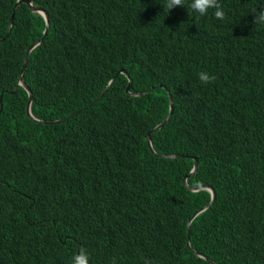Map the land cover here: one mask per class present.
Returning a JSON list of instances; mask_svg holds the SVG:
<instances>
[{
  "label": "trees",
  "instance_id": "1",
  "mask_svg": "<svg viewBox=\"0 0 264 264\" xmlns=\"http://www.w3.org/2000/svg\"><path fill=\"white\" fill-rule=\"evenodd\" d=\"M0 0V264H264V0ZM12 11L8 34L7 17ZM136 90L151 86L138 94ZM215 76L207 85L198 73ZM102 92L83 107L106 80ZM160 126L150 129L166 112ZM147 132L154 154L146 145ZM192 155L196 168L182 181Z\"/></svg>",
  "mask_w": 264,
  "mask_h": 264
},
{
  "label": "water",
  "instance_id": "2",
  "mask_svg": "<svg viewBox=\"0 0 264 264\" xmlns=\"http://www.w3.org/2000/svg\"><path fill=\"white\" fill-rule=\"evenodd\" d=\"M20 1H24L28 8L30 10H35L37 12H39L43 18V25H42V28H41V32L39 34V36L35 37L34 39H32L28 44H26V46L24 47L23 49V54H22V58H21V63H20V67L18 69V73L16 75V82L23 87V89L25 90L26 92V100L24 102V111L25 113L32 119L34 120H37V121H43V122H50V121H56V120H59L65 116H69L71 115L72 113L76 112L78 110V108H74L68 112H66L64 115L62 116H57V117H52V118H42V117H37V116H34L31 111H30V108H29V101H30V98H31V91H30V88L29 86L24 82V80L22 79L21 77V72H22V69H23V66H24V63L26 61V56H27V53L28 51L30 50V48L35 45L41 38V36L44 34L45 32V29H46V26H47V14H46V11L44 8H42L40 5L38 4H34L32 3L30 0H14L13 4H12V7H14L18 2ZM11 19H12V11H10L8 17H7V24H6V29H5V34H8V30H9V27H10V24H11ZM1 37V36H0ZM117 72H122L123 74L126 75V84L125 86L123 87V89L128 92L129 94H138V93H141L145 90H147L148 88H151V86H148V87H145V88H141V89H136V90H130L127 88V83L129 82V77L127 76V73L126 71L122 68V67H118L116 69ZM112 79V76H110L105 84L99 89L98 92H96L94 94V96H92L86 103L82 104L80 107H83L85 106L86 104H88L89 102H91L93 99H95L103 90V88L111 81ZM167 96V109H166V112L165 114L157 121L155 122L152 126H150V129H153L154 127H157V126H160V124L166 120V118L168 117L170 111H171V108H172V102H171V99H170V95L169 93L166 94ZM144 138H145V143L147 145V147L154 153V154H158V155H162V156H174V155H180L181 153L180 152H176V151H167V152H159V151H156L152 148L151 144H150V140H149V136H148V133L145 132L144 133ZM196 168V156L195 155H192V160H191V164H190V167L188 169V172L186 174H183L182 177H181V181L182 183L188 187L189 189H197V188H206L208 191H209V197L208 199L206 200V202H204L203 204L199 205L198 207H196L194 210L191 211V213L186 217L185 219V233L186 235L188 234V223H189V220L190 218L197 212L199 211L200 209L204 208L213 198L214 196V190L212 188V186L207 183V182H201V183H195V184H188L185 180V177L186 175H190L194 172ZM185 244L186 246L196 255H199V256H202L204 257L206 260H208L210 263L212 264H218L216 263L214 260H212L210 257L204 255L203 253H201L200 251L196 250L195 248L191 247L189 242H188V239L187 237L185 238Z\"/></svg>",
  "mask_w": 264,
  "mask_h": 264
},
{
  "label": "clouds",
  "instance_id": "3",
  "mask_svg": "<svg viewBox=\"0 0 264 264\" xmlns=\"http://www.w3.org/2000/svg\"><path fill=\"white\" fill-rule=\"evenodd\" d=\"M164 13H169L175 7H185V0H166L163 5ZM191 9L189 14L197 13L199 17L207 16L209 10L212 9L213 15L217 20L223 21L225 19V12L220 3V0H191L188 5ZM252 14L254 16V23L256 25H264V11H257L256 8L252 9ZM198 78L202 84H209L215 80V76L210 75L206 71H201L198 74ZM72 264H89V254L85 248H80L78 253L73 255ZM113 264L115 261L113 260ZM145 264H149L145 261Z\"/></svg>",
  "mask_w": 264,
  "mask_h": 264
}]
</instances>
